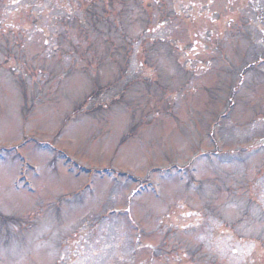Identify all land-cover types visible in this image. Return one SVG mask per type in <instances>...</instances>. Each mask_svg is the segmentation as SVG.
<instances>
[{
	"label": "rangeland",
	"instance_id": "obj_1",
	"mask_svg": "<svg viewBox=\"0 0 264 264\" xmlns=\"http://www.w3.org/2000/svg\"><path fill=\"white\" fill-rule=\"evenodd\" d=\"M0 264H264V0H0Z\"/></svg>",
	"mask_w": 264,
	"mask_h": 264
}]
</instances>
